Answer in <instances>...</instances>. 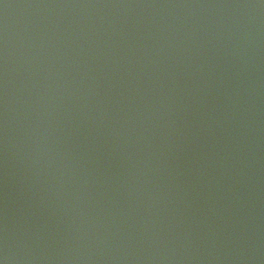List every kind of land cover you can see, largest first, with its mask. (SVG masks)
Listing matches in <instances>:
<instances>
[{
  "label": "water",
  "instance_id": "water-1",
  "mask_svg": "<svg viewBox=\"0 0 264 264\" xmlns=\"http://www.w3.org/2000/svg\"><path fill=\"white\" fill-rule=\"evenodd\" d=\"M0 264H264V0H0Z\"/></svg>",
  "mask_w": 264,
  "mask_h": 264
}]
</instances>
